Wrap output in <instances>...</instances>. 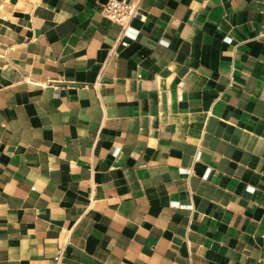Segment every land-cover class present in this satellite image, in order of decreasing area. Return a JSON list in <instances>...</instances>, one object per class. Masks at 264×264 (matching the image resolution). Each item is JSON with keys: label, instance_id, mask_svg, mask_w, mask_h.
Wrapping results in <instances>:
<instances>
[{"label": "crops", "instance_id": "obj_1", "mask_svg": "<svg viewBox=\"0 0 264 264\" xmlns=\"http://www.w3.org/2000/svg\"><path fill=\"white\" fill-rule=\"evenodd\" d=\"M108 1L0 0V264H264V0Z\"/></svg>", "mask_w": 264, "mask_h": 264}, {"label": "built area", "instance_id": "obj_2", "mask_svg": "<svg viewBox=\"0 0 264 264\" xmlns=\"http://www.w3.org/2000/svg\"><path fill=\"white\" fill-rule=\"evenodd\" d=\"M140 8V1L129 0H109L102 7V13L105 18L112 22L122 24L126 26L129 20L135 18L138 15ZM195 156V160H197Z\"/></svg>", "mask_w": 264, "mask_h": 264}]
</instances>
